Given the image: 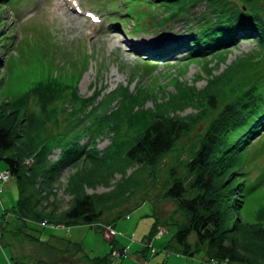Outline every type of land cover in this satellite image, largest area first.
I'll return each instance as SVG.
<instances>
[{"label":"rangeland","instance_id":"rangeland-1","mask_svg":"<svg viewBox=\"0 0 264 264\" xmlns=\"http://www.w3.org/2000/svg\"><path fill=\"white\" fill-rule=\"evenodd\" d=\"M56 2L66 4L65 0H12L9 6L0 3L1 31L10 37L0 45V112L6 104L7 116L17 115L20 126L15 154L23 158L26 174L34 180L39 176L34 156L48 153L44 145L51 138L55 140L47 156L53 167L62 155L64 141L78 136L71 147L77 150L84 145V153L61 168L53 185L54 195L48 201L56 203L59 211L72 204L70 187L83 188V193L89 195H104L130 177L133 195L127 204L106 213L104 220L93 227L26 223L9 213L0 233V264H87L84 255L68 243L81 244L91 257L105 256L112 250L109 241L113 237L107 234L110 228L116 233L119 248L127 251L122 259L114 257L116 264H210L204 262L203 254L190 258L165 249L176 225L185 222L178 206L164 197L165 185L174 177L189 183L187 164L199 150L210 123L225 104L241 94V85L224 84L217 77L240 62L242 76L248 81L243 88L257 84L264 77V45L255 38L243 39L218 53L190 58L183 51L166 47L174 41L169 38L186 34L189 26L181 19L165 24V8L158 2L72 0L74 12L82 15L72 22L74 27L79 24L72 31L59 17V11L52 12ZM261 2L264 5V0ZM203 9L205 6H200L197 11ZM63 10L69 12V7ZM94 17L99 22H94ZM196 25L190 27L195 29ZM110 31L118 35L120 42L106 37ZM185 40L189 38L183 37ZM54 80H58L62 94L55 95L48 101V109H43L38 95L28 92L38 82ZM263 84L264 78L258 84L261 90ZM24 93L29 96L27 114L26 108L16 103ZM211 94L220 109L217 112L209 110ZM105 112L110 117L100 118ZM157 115L192 122L189 133L157 167L138 168L126 162L123 155L110 162L118 155L115 143L131 146ZM91 156L96 157V163L88 160ZM241 160L235 170L243 185V197L237 196L244 203L241 217L246 223L264 225V132ZM6 169L0 161V173ZM79 176L85 183L81 186L77 185ZM230 181L233 179L228 178ZM18 197L17 183L11 180L0 199V219L16 205ZM145 198L149 200L142 202ZM139 203L127 218L109 226L118 212ZM157 220L169 225L162 228L163 235L152 238L148 251L142 254Z\"/></svg>","mask_w":264,"mask_h":264},{"label":"trees","instance_id":"trees-1","mask_svg":"<svg viewBox=\"0 0 264 264\" xmlns=\"http://www.w3.org/2000/svg\"><path fill=\"white\" fill-rule=\"evenodd\" d=\"M133 1L150 2V0ZM153 2H158L162 8H165L163 9L165 24L181 19L189 26L184 36L169 38L174 40L172 45L169 40L164 44H170L171 46H166L168 48L173 47L174 50L183 51L190 58L218 53L243 39L255 38L259 45H264V5L261 0H153ZM0 3L9 6L12 0H0ZM200 6H205L201 12L197 11ZM195 24H197L196 28L192 29L193 27L190 26ZM3 28L4 25L0 22V45L10 38L1 31ZM183 37L189 40L182 41ZM152 55L156 53L152 52ZM242 69V63H235L228 67L227 73L217 77V80L224 81V84L241 85V94L234 100L225 104L220 110L213 101L215 96L212 94L211 97L208 96L209 110L220 111L204 134L199 150L187 164L190 174L189 183L174 177L165 185L164 197L174 202L185 217L183 224L176 225L165 249L190 258L195 257L196 254H203L204 262L210 264L213 262L264 264V225L243 221L241 213L244 203L237 199V196L243 197L240 194L243 185L238 182L235 172L242 164L241 159L248 147L264 132V84L262 90L258 85L264 77H261L254 86L243 88L242 85L248 81L242 76ZM57 81L38 82L33 86L35 89L27 92L38 95L43 109H48L46 108L48 101H52V98L59 95L62 90ZM16 103L21 108H26L24 111L28 113V94L19 96ZM0 108L2 109V106ZM4 111L6 104L5 109L0 112V161L11 171L13 180L18 186L19 197L16 205L10 211L3 213L0 219V233L3 230V221L9 213L26 223L55 227L78 225L93 227L104 220L106 213L129 202L130 195H133L130 177L127 182H120L114 191L104 195H89L83 193V188L74 190L70 187L68 193L73 194L72 204L65 211H59L56 203L48 202L54 195V182L61 168L81 158L85 146L79 148L80 150L71 147L76 145L74 140L78 136H73L67 142L64 141V148L61 147L62 155L51 167L47 162V156L55 144V140L51 138L48 144L44 145L46 146L44 151L48 153L44 155L40 152L34 156L36 158L34 169L39 167V176L32 180L26 174L23 158L15 154L16 142L19 139L18 126H20L16 119L17 115L14 113L13 117L7 116ZM104 114L100 118L110 117L109 112ZM11 118H15L13 122L9 121ZM192 121L195 122L196 119ZM191 123L190 119L181 120L157 115L131 146L128 143L120 147L119 143H115V153L118 155L110 162L123 155L124 160L129 164L138 168L154 169L189 133ZM88 160L97 162L94 156ZM228 178L233 181L228 183ZM77 180H79L78 186L85 184L82 176ZM147 200L149 198H145L142 202ZM140 204L118 212L108 223L109 226L114 227L118 221L127 218ZM166 225L169 224L160 220L155 222L142 254L148 251L152 238ZM114 238L109 241L112 247L110 253L98 257H91L79 243L68 244L76 247L77 251L84 255L87 264H116L114 252L118 253L117 258L122 259L127 251L126 248H119ZM66 253L69 254V251L66 250Z\"/></svg>","mask_w":264,"mask_h":264},{"label":"bare ground","instance_id":"bare-ground-1","mask_svg":"<svg viewBox=\"0 0 264 264\" xmlns=\"http://www.w3.org/2000/svg\"><path fill=\"white\" fill-rule=\"evenodd\" d=\"M71 2H72V0H65V3H66L65 5H63L61 2H56L55 7H54V10H52V12H53L54 14H56L57 11L60 12L59 17H61V18H63V19L65 20V22H66V24H67V28L69 29V31H72L73 29L78 28V25H79V24H77V26H75V27L72 26L71 24L77 22V21H78V18H79L80 16H82V15H79V14H77V13L74 12V8L72 7V5H70V4H72ZM65 6H68V7H69V12H68V11L65 12V11L63 10V8H64ZM93 21H94V22H99V19L96 18V17H94V18H93ZM72 22H73V23H72ZM93 29H94V28H93ZM106 37H107V38H111V39H115V40H116L115 43L120 42V39H118V35H117V34H114V33H111V31L108 32V33L106 34ZM126 44H127V43H126ZM157 44H158V43H157ZM160 44H164V43H160ZM176 44H177V43H175V45H176ZM155 46H156V45H155ZM178 52H179V51H178Z\"/></svg>","mask_w":264,"mask_h":264},{"label":"built area","instance_id":"built-area-1","mask_svg":"<svg viewBox=\"0 0 264 264\" xmlns=\"http://www.w3.org/2000/svg\"><path fill=\"white\" fill-rule=\"evenodd\" d=\"M13 180V176H12V173L9 169H6L4 172H1L0 173V199L5 191V187L6 185L11 181ZM59 228H64L63 226H60ZM165 233V230L163 229H160L159 230V233L158 234H161L163 235ZM110 237H115L116 236V233L113 229H109L108 233ZM106 235V233H105ZM153 253L156 254L157 252L155 250H153ZM114 256L115 257H118V253L117 252H114ZM13 264H22V263H19V262H16V263H13ZM211 264H217L215 262L211 263ZM227 264V263H225Z\"/></svg>","mask_w":264,"mask_h":264}]
</instances>
